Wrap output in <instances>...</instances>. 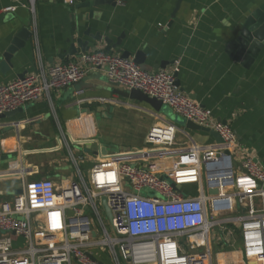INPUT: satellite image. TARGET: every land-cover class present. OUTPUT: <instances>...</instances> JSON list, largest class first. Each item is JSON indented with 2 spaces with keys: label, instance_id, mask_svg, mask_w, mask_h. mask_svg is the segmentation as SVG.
I'll return each instance as SVG.
<instances>
[{
  "label": "built area",
  "instance_id": "1",
  "mask_svg": "<svg viewBox=\"0 0 264 264\" xmlns=\"http://www.w3.org/2000/svg\"><path fill=\"white\" fill-rule=\"evenodd\" d=\"M64 2L73 6L76 0ZM97 69L120 88L138 89L214 130L222 144L204 148L188 135L180 142L176 124L157 121L143 149L105 156L87 177L80 173L65 186L49 177L24 180L21 193L0 202V264H110L102 254L107 250L112 264H222L215 245L231 249L235 225L243 264H264V162L236 156L231 124L182 91L175 70L148 71L122 54L83 51L0 84V115ZM161 158L173 163L165 168L156 161ZM215 179L218 184L210 185ZM210 187L218 193H208ZM102 196L113 214V232Z\"/></svg>",
  "mask_w": 264,
  "mask_h": 264
},
{
  "label": "crops",
  "instance_id": "2",
  "mask_svg": "<svg viewBox=\"0 0 264 264\" xmlns=\"http://www.w3.org/2000/svg\"><path fill=\"white\" fill-rule=\"evenodd\" d=\"M90 1L95 0H76L72 6L64 0H0V84L72 60L76 54H67L70 39L89 41V50L129 51L131 58L140 52L145 70H175L184 92L231 124L238 137V158L254 155L264 162V46L248 67L227 51L253 12L259 10L264 17V0H181L174 18L178 0ZM22 29L33 33L27 41L18 37ZM96 33L117 46L107 50L104 41L91 37ZM11 45L17 49L9 63L5 54ZM163 61L165 67L157 68ZM115 87L120 88L103 70H92L82 81L52 90L23 105L19 113L0 119V181L22 184L49 177L65 186L80 173L87 177L105 156L143 149L152 125L142 137L136 134L128 145L131 150L100 151L102 143L111 142L100 135L99 120L109 119L106 116L119 105L141 104L113 92ZM151 109L160 121L180 128L178 141L188 135L204 148L221 146L211 131L187 129L185 119L173 109L177 121ZM156 161L166 168L173 158ZM188 189L197 193L195 187ZM1 197L0 202L13 196L0 189ZM237 227L233 226L231 249L215 245L222 264L244 263Z\"/></svg>",
  "mask_w": 264,
  "mask_h": 264
},
{
  "label": "water",
  "instance_id": "3",
  "mask_svg": "<svg viewBox=\"0 0 264 264\" xmlns=\"http://www.w3.org/2000/svg\"><path fill=\"white\" fill-rule=\"evenodd\" d=\"M100 2H103V0L90 1V4L91 3L96 4V3H100ZM180 2H181V0H178L176 9L172 14L173 18L175 16V13H176L178 7H179ZM259 14H261V16H259ZM171 24H172V22H170L168 24V26H171ZM32 34L33 33L30 30L22 29L20 31V33L18 34V37H20L23 41L24 40L27 41L32 36ZM91 37L95 41H104L107 44L106 45L107 50H111L112 48H115L117 46L110 37H105L103 39L101 33H96L93 35L91 34ZM263 46H264V17L262 16V13H260V11L257 10L256 12H253L247 18L246 22L242 26V29L240 30L239 36L236 39H234L233 41H231V43L228 46L227 51L231 56H233L237 60H240L242 62V64H244L246 67H248L254 61V59L257 57L258 53L263 48ZM90 47H91L90 42L84 41V40H82V38L70 39V47L67 50V54L68 55H74V54H77L79 52V50L82 52L88 51L90 49ZM16 49H17V46H14V45H11L9 47L7 53L5 54V59L7 62H9V63L11 62L12 54H13V52L16 51ZM122 55L125 57H130L131 53L129 51H123ZM134 60L141 66L144 65V63H145L144 55L140 52L138 53V55H136V58H134ZM166 64H167L166 61H163L157 66V68H164ZM142 68H144V67L142 66ZM23 75H24V73L20 74L19 77H22ZM175 76H176V85L183 91L184 89H183V87H181V83H180L179 78H178V73H175ZM115 85L117 86V84H115ZM113 92L118 93L119 95H121L125 98H129L131 100H135V101H139L141 103L147 104L148 106H150L151 108H153L157 112L162 111V108L164 106V104L161 100H158L155 97H150L138 89H131L128 91L125 89L115 87L113 89ZM22 109H23V107H19L16 110L1 114L0 119L15 115V114L19 113L20 111H22ZM224 122H226V121H224ZM183 125L187 129H190V130L211 131L215 135L217 141L222 142V139L219 136V134L210 128L200 126V125L192 122L191 120H184ZM95 143H97V142H95ZM110 146L106 143H102L99 148L103 154H107L109 149L111 148ZM124 150H131V148L127 147ZM226 153L230 154V151H226ZM217 184H218L217 179L210 181V185L216 186ZM17 192L21 193L22 189H19ZM208 193L215 195L218 193V188L210 187L208 189ZM102 205H103V208L105 210V213H106L108 219L112 222L113 214H112L110 207L108 206L106 196H102Z\"/></svg>",
  "mask_w": 264,
  "mask_h": 264
},
{
  "label": "rangeland",
  "instance_id": "4",
  "mask_svg": "<svg viewBox=\"0 0 264 264\" xmlns=\"http://www.w3.org/2000/svg\"><path fill=\"white\" fill-rule=\"evenodd\" d=\"M125 104H129V103L125 102ZM133 105L134 107L119 105L116 108L115 112L112 111V114H108L106 116L109 117V119L99 120L98 131L100 135L104 136L105 139L111 142L110 147L111 150L114 152L121 151L129 146H132L130 143H133V141L137 139L136 134L142 137L148 131L151 125H153L157 121H160L159 117L152 111V109L150 110V107H148L147 104L144 103L140 104L134 102ZM161 113L166 114L168 117L171 116L170 118L174 121L178 120L175 119L176 117H174L176 113L174 114L172 108H169L168 105L163 106ZM180 137L181 135L178 133L177 140H179ZM21 185H22L21 182L16 180L0 181V189L5 190L7 193H10L12 196L15 194V191ZM188 188L189 186L184 187V189H188ZM144 190H148V189L144 188ZM2 198L3 197H1L0 199ZM103 215L109 222L108 223L109 231L113 232V228L111 226L109 219L107 218L105 213H103ZM102 254L104 256V259L108 263L110 264L113 263V260L109 259L108 250L104 251Z\"/></svg>",
  "mask_w": 264,
  "mask_h": 264
}]
</instances>
